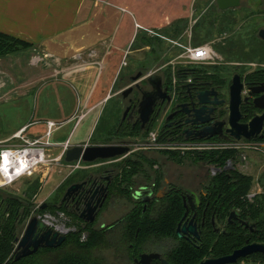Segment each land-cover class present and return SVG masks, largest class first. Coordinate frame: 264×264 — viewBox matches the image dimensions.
Returning a JSON list of instances; mask_svg holds the SVG:
<instances>
[{"label":"flooded vegetation","instance_id":"1","mask_svg":"<svg viewBox=\"0 0 264 264\" xmlns=\"http://www.w3.org/2000/svg\"><path fill=\"white\" fill-rule=\"evenodd\" d=\"M230 10H220L222 14L220 15L217 12L214 17H217L219 21L223 17L226 19L227 12ZM259 17L262 20V25L258 30L256 26ZM246 19L253 20V22L248 21L250 25L247 27L249 29L247 31H253L251 38L255 39L257 37L264 43V40L259 37V31L264 29V12L260 14L256 13L255 18L247 16ZM214 66L207 67L204 75H193L191 82L186 86L183 84H180V86L178 84L177 86L166 85L163 80L164 89L168 90L167 95L170 100L160 98L156 101L149 117L147 108H143L141 103L143 102L144 93L152 92L153 88L145 77L140 78L135 83H131L134 91L128 98H124L123 93L125 90H129V88L122 92V99L125 105L121 107V114L116 126L107 135V139L113 136L115 140L111 146L127 147L129 148V152L119 158L98 160L111 166L96 173H88L82 169L78 170L79 168L73 171L70 176H75L72 180L73 183L67 187L59 203L54 208L47 204L46 208L40 211L48 212L50 214L49 220L56 222L58 218L64 219L66 226L63 227V230H58L65 231L67 235L75 230V228L72 229L70 227L71 225L77 224L83 227L89 224L97 225V219L106 206H108L109 202L114 201L115 197L121 198L122 192L128 198L134 189L133 178L135 174L131 172V165L133 164L128 158L132 156V146L135 145L140 137L148 136L149 142L147 144L153 142L159 144L163 141L170 145L180 146L184 144L234 145L237 143L236 139L238 137L241 138L244 144H264V107L257 106L264 105L263 100L257 102V99L264 97V67L258 68V64H252L249 68L250 70L244 73L241 70L239 72L236 70L231 73H225L212 70ZM235 76L240 77L242 84V103L239 107V119L236 122H234L231 110L228 108L231 104V87L233 86ZM251 121H254L255 125L258 126L259 122H261L262 130L258 131L257 126H255L248 139L245 137L242 128L238 125H246ZM231 124L234 126L232 127ZM154 131L155 139L153 140L151 134ZM149 139H152V141ZM119 159L124 160L123 162H119ZM152 159H148L150 166L155 165ZM184 159L185 161H189L186 157H180L179 159L176 157L181 166L184 165ZM145 160L147 161V159ZM82 163L84 165L91 164L79 161V165ZM199 165L200 170L196 173L192 175L183 173L181 176V178L185 177V179L182 178L184 183H191L189 186L184 184L175 185L167 177L164 178L162 185L160 184L161 176L157 177L158 171H156L153 181L148 180V182H145L148 185L141 186L139 190L135 191L133 198L139 205L125 217L138 214L141 217L146 214L155 216L158 212L160 214L165 208L169 207L174 199H177L183 208L176 228L178 240L186 241L199 248L201 245L202 227L206 223L212 225L215 234H222L223 236L231 234V238H235L240 234L236 233L235 235V232L232 233L229 230L231 226L246 231L245 235L247 239L243 246H240L228 255L220 257L209 256L199 264L207 259H219L231 256L234 252L253 243H264L260 242L259 238L253 237L257 236L258 232H264V230L258 227L256 221L244 218L240 209L226 204L221 199L222 194L220 192H223L226 186L210 184L215 176L229 173L232 169H237L236 164L234 166L231 161H228L226 165L219 166L218 163L212 164L210 160L205 162L200 158ZM154 167L157 170L161 169L159 165H155ZM73 185H81V187L71 197L65 199L68 189ZM256 195L251 193L250 197ZM197 199L199 202H197ZM126 200L128 201V199ZM97 205H102V207H99L97 210L95 222L87 223L82 216H88V211ZM98 225L102 229H106L109 226L107 224ZM179 225L181 229L195 225L199 237L192 233H182V237H180L177 234ZM239 236L241 237V235ZM153 253L161 254L159 252H142L137 258H134L133 264H137L136 260L140 261L143 254ZM258 258L264 261V254L253 253L247 257L238 259L235 263L229 264H250L253 259ZM155 262L160 261L155 260L152 264Z\"/></svg>","mask_w":264,"mask_h":264},{"label":"rangeland","instance_id":"2","mask_svg":"<svg viewBox=\"0 0 264 264\" xmlns=\"http://www.w3.org/2000/svg\"><path fill=\"white\" fill-rule=\"evenodd\" d=\"M144 5L151 8V10L148 11V8H146L145 12L141 13L140 17L151 21L155 26L160 24L165 25L169 19L174 20L178 17H185L192 14V18L189 21L187 20L189 23L188 29L174 40L188 42L190 36H192L191 43L193 45L210 44L221 58L212 70L225 73H231L236 70L239 72V70H241L244 73L250 70L249 68L252 64H258V68L264 67V43L257 37H255V39L251 38L253 31H247V27L250 25L248 21L253 22V20L246 19L247 16H253L255 18L256 13L260 14L264 12V0H243L240 8L227 12L226 17L230 19L228 22L223 23H220L219 20L216 21L214 17L217 12H219L220 15L222 14L218 9L216 0H145ZM131 20L132 19H128L129 24H131ZM214 22L218 25L216 26ZM198 23L200 27H196ZM261 25L262 20L259 17L257 26H255L258 27L259 30ZM164 29L155 31L163 35L165 32ZM221 29L222 31L217 33ZM145 36L151 37L152 35L146 33ZM164 43L168 45V43ZM140 45L141 44H138L137 46L140 48L146 47ZM168 47L169 46H165L162 48L163 57L159 62L151 63L149 60H146V55L150 50H145L142 56H140L142 57L139 58L140 60H131L129 67L123 70L117 79V85L115 87L117 99L113 98L108 100L101 110L90 112L86 116H84V113L81 111L74 114L79 101L78 93L74 89L72 90V87L67 86L64 90L65 96L59 98V88H55L53 78L45 82H29L31 86H28L29 83L24 80L12 82L9 79H4V81H1V83H5L8 86H11L13 83L15 85H22V88L17 90L19 93L18 96L13 94V96L9 98L3 97L0 99V137L6 136L9 131L20 122V119L27 120L30 117V112L31 115H36L35 119H37L41 116L39 113L46 109L49 112L45 114L46 119H60L59 116L56 117L53 113L58 115V110L65 101L68 104L69 111L71 110L67 115L72 113L74 117L76 116L69 123H64L59 120H49L62 122L63 125L53 134L52 142L54 143V147L48 150V163L39 168L32 178L22 180L13 187L7 189V192L10 194L22 198L26 196L27 193L30 195L34 194V210L32 216L38 214L41 219L50 223L52 228L63 230V227L66 226L64 219L53 218L56 219V222L49 220L50 214L48 212H41L40 207L44 204H48L50 207L54 208L55 205L59 203L67 187L73 183L72 180L75 176H70L73 171L78 168V170L82 169L88 173H96L99 170L111 166L102 163L103 161H97L86 165H84V163L79 165V162L68 163L65 160V152L69 148L77 145H113L112 142L115 141L113 136L107 139V135H109L110 130L116 126L121 114V107L125 105L122 99V92L131 87L130 78L136 76L139 72L143 73V77L149 74L163 76V71H165L164 69L171 59L170 54H166ZM14 48L15 47L10 46V50L13 49V51H11L12 53L16 52ZM11 52L7 54H11ZM171 63L172 62L169 63V66H171ZM63 66L65 67L66 65ZM170 68L174 78L172 85H174V72L178 69L175 70L172 69L173 67ZM17 71L22 72L19 69ZM46 82L51 83V88L45 91L47 100L44 99L45 97H42L43 84ZM6 90H3L2 94L6 93ZM29 91L32 92L31 94L34 96L35 103L34 101L29 102V99L27 100L26 97H23V95ZM85 91L83 90V92ZM47 92L49 93L48 95ZM82 116L84 117L81 118ZM34 130H38L41 134H44L46 131L43 125H40L32 129L30 128V131H27L25 136L28 138L34 137L35 135L33 136V134L36 133H33ZM154 133L155 131L152 132V134ZM14 135L15 134L0 140V143L2 142L4 146L22 145L23 141L20 139H13ZM149 140L152 141V139ZM147 142H149L148 136L138 138L135 145L132 146V156L128 158L133 164L131 165V172L135 174L133 178V191H131L128 198H126V195L122 192L121 198L115 197L114 201L109 202L108 206H106L97 219V225H111L122 220L137 207L139 203L134 200L133 194L135 191L139 190V187L148 185V183H145L148 182V180L153 181L156 171H158L157 177L159 175L161 176L160 184L162 185L164 178L167 177L175 185L184 184L189 186V184H191L190 182L188 184L182 181V178L185 179L184 176L181 178L183 173H188V175L196 173L200 170V158L207 162L211 151L220 150L217 148L223 149V146L220 145L214 148L186 149L184 147H170V144L163 141L159 144L154 142L147 144ZM67 143H69V145H66ZM250 146L252 147H245L239 150L241 157L236 163V167L243 174L254 178L255 185L253 186L254 189H252V193L263 196L264 148L259 145ZM256 147H258L259 150L254 149ZM176 157L178 159L180 157H186L189 161H185L184 159V165L181 166V163L179 160H176ZM149 158H153L152 162L157 166L159 165L161 169H155V165L150 166ZM145 159H147V161ZM123 160L124 159H119L118 161L123 162ZM218 165L222 166V163ZM126 199H128V201ZM111 261L115 260L111 259ZM129 264H133V262ZM250 264H264V261L259 258L253 259Z\"/></svg>","mask_w":264,"mask_h":264},{"label":"crops","instance_id":"3","mask_svg":"<svg viewBox=\"0 0 264 264\" xmlns=\"http://www.w3.org/2000/svg\"><path fill=\"white\" fill-rule=\"evenodd\" d=\"M144 3L145 0H0V33L32 44L27 50H16L0 57V99L9 98L13 94L18 96L17 90L22 88V85L14 83L11 86L1 83L4 79L32 83L53 78L55 88H59V98L65 96L67 86L78 93L79 101L74 114L81 111L86 116L90 112L101 110L108 100L117 99V79L129 67L131 60H140L145 50H150L146 60L151 59L150 46H137L143 45L142 39L146 37V32L137 30V24L146 29L166 30L178 20L189 21L192 18V14L184 15L185 17L174 20L167 19L165 25L155 26L151 21L140 17L148 8ZM128 19H132L131 24ZM163 46L169 45L164 43ZM168 51L166 54H170L171 58L169 63L181 52L171 46ZM127 53L128 66L123 68L122 63ZM169 63L163 74L172 67ZM18 69L22 72L17 71ZM50 88L51 83L43 84V98L45 91ZM3 90L6 93L2 94ZM31 93L29 91L23 97L35 103ZM70 111L65 101L58 110V115L53 113L60 119H46V109L39 113L42 117L37 119L30 112L28 121L20 119L0 140L19 133L27 126H30L27 131L40 125L45 129L43 123L49 120L69 123L76 117L72 113L67 115ZM33 133V136L40 134L38 130ZM259 145L264 148V144Z\"/></svg>","mask_w":264,"mask_h":264},{"label":"trees","instance_id":"4","mask_svg":"<svg viewBox=\"0 0 264 264\" xmlns=\"http://www.w3.org/2000/svg\"><path fill=\"white\" fill-rule=\"evenodd\" d=\"M216 21L219 19L215 17ZM230 18H222L220 23L228 22ZM224 20V21H223ZM215 23V22H214ZM198 23L196 27H200ZM217 26L218 24L215 23ZM188 28V21L178 20L165 30L164 36L178 38ZM222 31L219 30L217 33ZM142 44L151 47L149 61L159 62L162 59L164 41L159 38L146 36ZM27 50L32 44L0 33V57L13 51ZM190 75H204L207 70L194 71L184 70ZM182 69L175 71L178 80L185 77ZM166 85L173 86V75L171 68L163 74ZM180 86V81L178 82ZM240 151L236 149H225L211 151L208 159L212 164L222 163L226 165L231 161L233 165L240 159ZM213 185H225L222 200L234 208L240 209L244 218L256 221L259 228L264 230V195L251 196L254 186V178L247 176L237 169L229 173L217 175L210 182ZM34 195V194H33ZM17 197L0 189V264H129L133 262L142 252H159L170 264H199L209 256H224L231 254L235 249L244 245L246 231L231 226L230 231L240 233L231 238V234L223 236L215 234L210 223L202 227L201 245L199 248L186 241L178 240L176 228L183 212L182 205L174 199L171 205L160 214L132 215L109 225L106 229L95 224L80 226L71 225L67 241L57 249L43 248L33 256L14 261L16 249V238L23 231L32 217L34 210V196ZM158 211V210H156ZM260 242H264V232H258ZM172 243V244H171ZM114 259L115 261H111ZM154 264H161L155 262Z\"/></svg>","mask_w":264,"mask_h":264},{"label":"water","instance_id":"5","mask_svg":"<svg viewBox=\"0 0 264 264\" xmlns=\"http://www.w3.org/2000/svg\"><path fill=\"white\" fill-rule=\"evenodd\" d=\"M242 0H216L219 9L221 11H227L230 9L238 8L241 5ZM259 37L264 40V29H261L259 31ZM143 77V73H139L137 76L132 77L130 79L131 83L137 82L140 78ZM149 85L153 88L152 92H146L144 93L143 102L141 103V106L143 108H147L148 110V117L151 114L153 107L156 104V101H158L160 98L162 99H168L170 100L169 96L167 95L168 90L163 86V77L157 74H152L149 77H146ZM134 91V87L131 86L129 90H125L123 93L124 98H128L129 95ZM242 84L240 81L239 76H235L233 86L231 87V104L228 107L231 110V115L233 117L234 122H236L239 119V107L242 103ZM263 100L264 97H261L260 99H257V102ZM203 103V102H201ZM258 107H264V105H257ZM259 126L255 125L254 121L249 122V124L246 125H238L240 128H242L243 133L246 138H250L251 132L255 126H257L258 131L262 130V123L259 122ZM232 127L234 126L231 124ZM250 131V132H249ZM206 135V134H205ZM202 137V136H200ZM237 143L239 145H243L241 138H237ZM129 152V148L122 147V146H73L72 148H69L65 152V160L68 163L72 162H79L84 161L86 163H94L98 160H111L115 158H119L124 156ZM81 185H73L68 189V192L65 196V199L67 197H71L73 193H75ZM197 202L199 200L197 199ZM47 204H44L40 207V210H43L46 208ZM100 206H95L94 208H91L88 211V216H82V218L87 223H94L97 217V210ZM182 233H192L199 237V234L197 232L196 226L191 225L189 228H183L181 229V226L179 225L177 229V234L182 237ZM68 235L65 231H60L58 229H54L51 227V225L46 221L41 219V217L38 214L33 215L25 229L19 233V235L16 238V249L14 251V261L18 262L22 259L28 258L30 256L35 255L38 253L40 249L43 248H52L57 249L60 248L66 241H67ZM253 253H262L264 254V243H253L250 245H247L243 247L242 249L234 252L231 256L225 257V258H219V259H207L203 261L201 264H229V263H235L238 261V259L242 257H247L248 255H251ZM159 260L162 264H170L163 255L161 254H143L141 256L140 261L136 260L137 264H152L153 261Z\"/></svg>","mask_w":264,"mask_h":264},{"label":"built area","instance_id":"6","mask_svg":"<svg viewBox=\"0 0 264 264\" xmlns=\"http://www.w3.org/2000/svg\"><path fill=\"white\" fill-rule=\"evenodd\" d=\"M138 31H144L151 34V37L159 38L160 40L168 43L172 49H179L180 54L172 61L171 66L173 69L184 70H194L200 71L205 70L209 66L218 64L221 58L213 50L210 44L203 45H193L191 43V37L187 43H183L180 40H174L168 38L167 36L161 35L155 30L143 28L141 25L136 26ZM128 54L125 56L122 67L128 66ZM191 72L187 73L184 71L185 77L178 80L175 75L174 85L177 86L178 82L182 85H188L191 82L190 75ZM175 74V72H174ZM147 75L146 77L151 76ZM178 80V81H177ZM45 133L36 134L32 138L25 136L27 130L30 126L23 128L19 133L15 134L13 139H20L23 141L22 145L19 146H4L0 143V189L7 190L13 187L18 182L32 178L35 176L37 170L43 165L48 163V150L54 147L52 142V137L54 132L60 128L62 122L47 121L45 123ZM152 139H155V134H151ZM66 145H69L67 143ZM259 145V144H250ZM249 144H234L230 145H220L223 149H236L241 150L245 147L251 148ZM219 145L214 144H184L180 145H170V147H184L186 149H196V148H214ZM260 146V145H259ZM223 150L222 148H217ZM258 149V147L254 148ZM259 150V149H258Z\"/></svg>","mask_w":264,"mask_h":264}]
</instances>
